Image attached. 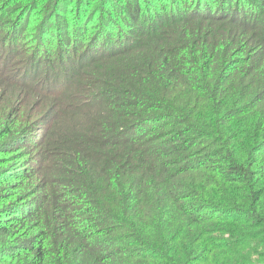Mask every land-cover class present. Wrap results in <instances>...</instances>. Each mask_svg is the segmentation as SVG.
<instances>
[{
	"label": "trees",
	"instance_id": "obj_1",
	"mask_svg": "<svg viewBox=\"0 0 264 264\" xmlns=\"http://www.w3.org/2000/svg\"><path fill=\"white\" fill-rule=\"evenodd\" d=\"M0 264H264V0H0Z\"/></svg>",
	"mask_w": 264,
	"mask_h": 264
},
{
	"label": "rangeland",
	"instance_id": "obj_2",
	"mask_svg": "<svg viewBox=\"0 0 264 264\" xmlns=\"http://www.w3.org/2000/svg\"><path fill=\"white\" fill-rule=\"evenodd\" d=\"M41 100V99H40Z\"/></svg>",
	"mask_w": 264,
	"mask_h": 264
}]
</instances>
